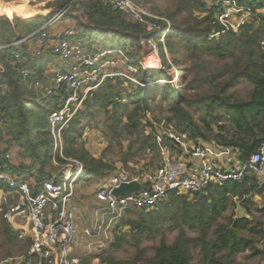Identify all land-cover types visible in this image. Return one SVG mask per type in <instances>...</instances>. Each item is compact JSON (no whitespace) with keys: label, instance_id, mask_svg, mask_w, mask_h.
I'll list each match as a JSON object with an SVG mask.
<instances>
[{"label":"trees","instance_id":"obj_1","mask_svg":"<svg viewBox=\"0 0 264 264\" xmlns=\"http://www.w3.org/2000/svg\"><path fill=\"white\" fill-rule=\"evenodd\" d=\"M234 1L240 6L258 10L253 20L238 33L226 32L209 40L213 31H220V27L209 20V15L185 26L175 21L173 15H167L172 23L165 36L170 64L160 47L161 67L139 70L137 79L143 86H137L126 95V103L121 99L117 101L111 89L119 84L111 83V79L98 88L91 98L92 104L104 110L109 121L107 128L114 135L119 138L124 134L136 135L140 149L147 148L156 153L157 145L152 142L149 134L138 128L142 125L151 126L145 118L146 114L151 113L153 104H159L169 113V125L191 140L214 141L220 145L237 147L243 158L257 149L264 140V0ZM100 4L102 3L95 2L82 7L88 16V24L93 27L85 28V32L91 36L93 29L100 31L99 42L108 43L110 48H120L122 44L139 47L142 40L153 36L144 34L140 24L130 23L122 14L112 12L105 5L107 10H104L103 4ZM191 8L204 7L197 0ZM40 26L39 20H11L8 9L0 10V46H9L22 40ZM161 30L160 35L164 33V25ZM14 48L0 51V59L7 58L12 51H18ZM25 51L24 45L23 52ZM199 54L208 59L223 61L224 64L215 73L204 74L207 63L200 60ZM189 62L192 64L191 68ZM6 64L5 73L0 75V87L6 86V92L0 94V135L9 137L10 143L31 160L32 167H38L35 180L37 186L32 190V195L37 194L40 184L50 178L48 169H53L54 164H67V158H75L81 163L82 176H101L109 168L105 161L94 159L84 149L76 154V150L72 148L76 137L81 135L80 131L75 137L67 130L62 131V141L69 144V147L61 151L55 148L47 121L48 114L53 110L48 107L50 99L38 101L35 98V101H30L28 96L31 94L21 85L17 72ZM171 66L177 70L175 83H169L172 75L166 73ZM224 74L226 77L221 78ZM239 83H247L253 87L246 100H232L227 94L231 87ZM201 87H206L207 91L203 92ZM130 106L131 111L118 118L119 110L126 111ZM76 126L75 120L71 121L72 131ZM229 130L233 131L230 136ZM3 187L4 184L0 182V189ZM257 188L256 180L245 175L239 183L212 185L192 198L171 195L167 201L152 210L138 211L139 220L120 224V227H129L135 246L145 232H152L160 226L172 228L176 235L170 244L162 237L149 257L143 256L142 250L138 249L132 263L194 264V252H198L200 256L199 264H235L237 255L245 252L253 257H262L256 244L262 238L263 223H252L246 217L237 215L230 216L227 222H219L230 206L235 209L233 199H241L245 195L252 197L259 192ZM251 199L244 200L241 207L248 206ZM246 212L250 211L246 209ZM260 212L264 213V206ZM248 213L246 214L249 215ZM252 224L258 225L257 232ZM245 231L259 235L247 237L243 234ZM189 232L195 236H190ZM126 242L124 234L117 235L109 248L119 250ZM101 262L119 264L111 257L102 258Z\"/></svg>","mask_w":264,"mask_h":264},{"label":"built area","instance_id":"obj_2","mask_svg":"<svg viewBox=\"0 0 264 264\" xmlns=\"http://www.w3.org/2000/svg\"><path fill=\"white\" fill-rule=\"evenodd\" d=\"M66 2L36 32L9 46H0V51L13 46L15 50L24 43H30L34 57L52 55L60 61L72 63L67 71L54 70L50 84L43 85L27 66L21 52L12 51L4 62L0 59V75L5 73L8 63L17 72L20 82L28 88L32 87L30 89L35 92L36 89L40 90V94L36 93L38 100L56 93L57 103L48 114L47 121L55 148L58 149H61L59 145L56 146L61 141L59 133L76 117L95 91L107 80L118 76L128 78L126 76L128 72L121 69L123 64L129 66L128 74L134 78L139 68L144 71L160 68L154 58V56L157 58V51L161 47L158 44L161 37L158 39L156 37L160 36L161 32L159 24L162 22L165 26L162 36L171 28L170 22L148 15L139 3L132 0ZM95 2H101L112 12L120 13L127 20L140 24L146 34H153L152 37L141 41V44L152 53L150 59L140 58L138 61L131 59V50L127 49L123 52L102 50L92 54L88 47L78 40L79 34L75 28H67L61 34L51 32L53 26L74 10L84 20L81 7ZM204 4L207 13L212 14L216 25L220 27V31H213L209 35V40L226 32L238 33L258 13V10L240 6L234 0H204ZM118 69L122 73H117ZM131 82L135 83V80L131 79ZM0 92L4 94L6 86H1ZM149 136L158 147L156 155L160 156V162L154 167L137 169L136 173L120 171L106 177L105 183L95 191L98 203L96 216L97 213L100 215L84 222L82 237L92 240L88 246L102 247V241L106 238L105 231H111L109 228L115 225L119 228L128 212L152 210L168 200L171 195L192 198L205 192L212 185L239 183L247 174L256 180L257 187L264 193V140L254 152L243 158L237 147L220 145L214 141L191 140L169 124L152 128ZM72 162L77 166L74 176L62 172L61 183L56 177L46 179L40 184L39 192L32 195V190L37 185H32L27 178L10 173L15 168L13 154L10 151L0 154V182L5 183L9 190V193L0 192V215L8 229L16 232L19 239L30 235L31 241L27 262H20V258L7 257L0 259V264H82L73 254L77 235L76 210L69 206V201L73 196V185L82 176L83 169L78 161ZM131 183L138 186L136 191L126 195L113 194V191L122 184ZM251 198L245 195L237 199V204L240 205L244 200ZM258 249L264 260V223ZM101 250L98 253H101ZM85 253L88 254L89 251Z\"/></svg>","mask_w":264,"mask_h":264},{"label":"rangeland","instance_id":"obj_3","mask_svg":"<svg viewBox=\"0 0 264 264\" xmlns=\"http://www.w3.org/2000/svg\"><path fill=\"white\" fill-rule=\"evenodd\" d=\"M132 1H134L137 4L139 3L142 6L143 10L148 15L162 18L168 22L170 21L167 15H173L175 21L182 23L184 26L192 25L195 23V21L202 19L203 17H206L209 15L210 16L209 20L212 21L213 23H217L214 17L212 16V14L207 13L204 0H198L204 7L203 9L202 8L192 9L191 8V5L197 0H132ZM130 23H133V22H130ZM159 25L163 26L164 24L160 22ZM161 32H159V35ZM96 34H99V33H96ZM165 36L166 35L164 36L160 35L156 37L157 39L161 37V40L158 42V44L161 46L162 50L165 53L167 63L170 64L169 55L167 54ZM86 37L87 36H84V38ZM86 42L89 45L91 44V47L90 46L88 47H89V51L92 54H93V51H95L93 49L98 48L99 50V48L102 46L101 49L105 48V50L103 51L120 50V52L121 51L123 52L125 49L127 50L131 49L132 51L130 52L131 53L130 56H132L133 57L132 59L136 61H138L140 58L150 59L152 55V53L149 52L146 49V47H144L141 44L142 42H140V45H139L140 48L137 46L136 47L135 46L125 47L124 44H122L123 46L121 48H114V49L113 48L111 49L109 47V44L106 43L104 45L103 43L97 41V39L95 41H92L91 43L88 39H86ZM157 53H158L157 58L155 56L154 58L155 60H157V64L161 67V59L159 57V50L157 51ZM123 55L126 56L125 53H123ZM199 58L204 63H207L203 71L204 74H209L210 72L215 73L217 70L221 69L224 64L223 61H216V60L208 59L205 55H202V54H199ZM45 59H47V61H50L51 65L52 64L55 65V63L59 62V60L55 56H52V55H50L49 57H45ZM66 65H67V62L64 63V67ZM188 65L190 68L192 67V64H190V62L188 63ZM128 67H129L128 65L123 64L121 66V69L123 72L129 73ZM139 69H138V72H139ZM48 70L51 71L52 68H49ZM122 71L118 69L116 72L122 73ZM128 73H126V76L128 78H123L122 76H118L116 78H113L111 82V83L119 84L118 86H112L113 89H111V91H113L114 95L117 98V101L118 99L119 100L121 99L123 103L127 102L126 95H129L131 91L134 90V88H136L137 86L142 85L137 79L138 73L135 76V78L132 77ZM166 73L168 75H172V81L169 83H175L177 81V70L174 66H171L170 69H167ZM224 77H226L225 74L221 78H224ZM125 79H127L128 81ZM131 79H134L135 83H132ZM160 84H165V82H160ZM21 85L27 90L29 94H31L28 96V99L30 101H35L36 93L40 94V90L36 89V92H35L34 90L30 89L32 87L28 88L22 82H21ZM252 88L253 87L250 84L239 83L231 87L227 94L231 97L232 100H237V101L246 100L248 99V96ZM200 89L203 92L207 91L206 87H201ZM96 92L97 90L95 91V93ZM45 99L46 100L50 99L51 102L48 104V107L54 109L57 103V99H58V97L56 96V93H53L50 97L45 98ZM41 100L44 101V99H41ZM87 101H89V103L85 102V104L81 108V111L77 113L76 117L71 120V121L75 120V123H77L78 125L76 126L75 130L72 131V129L70 128L71 121L68 124V126L64 130H62V131H66V130L69 131V133L70 134L72 133L74 137L77 135L78 131L81 132V135L79 137H76L77 139H75L72 144L73 145L72 148L76 150V154L77 152H81L82 149H84L85 151L89 153L90 156H93L94 158L102 159L103 161H105L107 165L109 166L108 169L104 170V172L106 173V176H108L110 173H114V172L116 173L120 171L126 172V173H136L137 169L141 170L143 168H148V166L154 167L158 165V163L160 162V156L156 155V153H154L152 150H149L147 148L140 149L139 141L136 140L137 139L136 135H132V134L125 135L124 134L120 138L114 135L107 128V126L109 125V121L105 117L104 110H102L101 108H98L97 105L92 104L93 102L92 99H88ZM111 108L112 106L108 107V109H111ZM131 109H132V106H130L126 111L119 110L120 112L118 113V118H122L123 116H125L128 112L131 111ZM78 114L80 115L78 116ZM168 116H169V113L167 112L166 108L163 105L153 104V106L151 107V113L146 114V117H145L146 120L149 123H151V126L144 127L142 125V126H139L138 129L143 131L145 134H149L150 130L154 127H157L158 125L171 124V123H168ZM62 131L59 133V137L61 141L60 142L57 141L59 144L57 143L56 145V146L58 145L60 146L61 148L60 151L64 148L69 147V144H66V143L64 144L62 141V136H61ZM232 132H233L232 130H229V136L230 134H232ZM59 137L56 133V138H58V140H59ZM72 160L77 161V159L75 158L74 159L67 158L66 159L67 164L63 165V167H61L59 171L61 172L66 169L74 170V168H76L77 166L74 162H72ZM106 176H98V177H92V178L88 177L92 181L89 184H86V182L81 181V180H80L81 182L78 183V180H77V182L74 183V186H75L74 191L76 190V192L80 193L81 195H85L86 197H89V195H91L93 191L94 186L97 187L98 185H100V183L102 184L106 181ZM82 178L85 179V176H83ZM80 183H83V184L80 185ZM259 196H260L259 200L261 201L260 205H264L263 191L261 192ZM86 197H83V199H85ZM233 201L235 204V209L230 206L227 209V211H225L222 218H220L219 222H227L230 216L237 215L235 211L237 210V207H241L242 204L240 205L237 204V199H233ZM255 207L257 206L254 202H250V201L248 202V206L245 207L246 209L250 211L249 213L246 212L249 214L247 216V219L252 221V223L257 222V221L264 223V213L257 212L255 210L256 209ZM88 208L89 209L87 211L89 212L88 214L86 213V216L84 217L83 225H84V222H86L85 219L89 221L94 219V217L91 218L92 217L91 215L90 217H88V215L91 212L92 207H88ZM245 208H243L244 211H246ZM137 212L138 211L136 210H132L128 212L125 215L126 216L125 221L128 222L131 220H134V221L139 220V216ZM243 212H239V214L241 215V213ZM241 217H244V216H241ZM20 225L22 226V223ZM252 225L255 227V231L257 232L259 230L258 225L256 224H252ZM78 229L79 231H81V227H78ZM109 229H112V230L109 232L107 230L104 233V237H106L105 238L106 241L105 240L102 241V247H97V248L94 246H88L89 241H92L91 239H87L84 237L83 240H80L79 231H78L76 235V245L73 251L74 257L81 260L82 264H96V263L101 264L102 258H109V257H111L112 259H114L116 262H119V263H132V261L134 260L136 256V253L139 252L138 249L142 250V252L144 253L143 256L149 257L152 255L153 249L159 244L162 237L166 240L168 244H170L173 242L175 235H176V232H174L172 228L168 226H160L159 228L153 230L152 232H150V230L145 232L140 242L137 244V246H135L133 244L134 240H131V235L129 234L130 229L128 226H124V227L119 226V228H117V226L115 225L114 227H110ZM123 234L125 235L127 239V242L123 245V247L119 250L110 249L109 247L114 241L115 236L123 235ZM188 234L190 236H195V234L192 232H189ZM243 234L246 235L247 237L249 236L255 237L256 234L257 236L259 235L258 233L255 234V232L250 234L247 231L243 232ZM17 235L18 234L16 232L10 231L8 229V225L3 221L0 215V259L7 258V257H12V258L14 257V258H20V262L26 261L28 257L30 245H31L30 238H28L29 235L23 236L22 239H19ZM77 242L79 243L77 244ZM256 245L257 246L259 245L258 242ZM87 248L89 251L88 254L87 253L82 254L80 252L82 251V249L86 250ZM99 250H101V253H98ZM262 261H263V257H258V256L253 257V256H250V254H248L247 252H245V253L237 255L235 264H261ZM199 262H200V256L198 252H194L193 253V263L199 264ZM102 264H105V263H102Z\"/></svg>","mask_w":264,"mask_h":264},{"label":"crops","instance_id":"obj_4","mask_svg":"<svg viewBox=\"0 0 264 264\" xmlns=\"http://www.w3.org/2000/svg\"><path fill=\"white\" fill-rule=\"evenodd\" d=\"M66 1L67 0H0V10L3 11V10L8 9V12L10 13L12 20H13V18H17L21 21L23 20V21H30V22L35 21V20H39V22H41V26H42L45 22L48 21L49 17H51L56 11H58L60 8H62L67 3ZM100 5H102V4H100ZM102 7L104 8V10H107L104 5H102ZM81 9H82V7H81ZM79 16L80 15L75 13V10L72 11L70 15L63 17V19L61 21H59L55 26H53L51 28V32L55 33V34H61L67 28H75L79 34L78 40H80V42L84 43L87 47L88 46L91 47V44L89 45L86 42V39H88L90 41V43L92 41H95L96 38H98V41H99L100 31L93 29L92 35L90 36V34L88 32H85V28H87V29L93 28L91 26V24H88L89 21H88L87 14H85V12H84V17H85L84 20H82ZM96 33H99V34H96ZM80 36H81V38H80ZM84 36H87V37L84 38ZM24 45L26 46L25 53L23 52V46ZM124 46L128 47L126 44H124ZM101 47L99 48V50H98V48L93 49V50H95V51H93V53H98L102 50H105V48L101 49ZM88 49H89V47H88ZM15 50H18L19 52H21L23 54L24 58L27 61L28 67H30L31 71L33 73H35V77L37 79L41 80L43 82V84H45V85L50 84V81L53 77V71L54 70L57 71L59 69V71H67L68 68L70 67V65L72 64L71 62H67V65L64 67L65 62L59 60V62L55 63V65L54 64L51 65V62L47 61V59H45V57H49V56L34 57L33 52H32L33 49L31 47L30 43H24L23 45L16 47ZM6 57L8 58V56H6ZM5 60H6V58L3 59L2 61L4 62ZM49 68H52V70L49 71L48 70ZM259 138L260 137L258 136V139ZM197 141L202 142L200 140H197ZM5 151H10L14 156L15 168H14V170L10 171V173L14 174L15 176H18V177L22 176L24 178H27L31 181L32 185H36L35 180H36V177L38 175V167L35 165H34V167H32L31 160L27 156H25L21 150L16 148L13 145V143H10L9 137L2 134V135H0V154H3V152H5ZM91 157H93V156H91ZM94 159H97V158H94ZM61 167H63V165L58 166V165L54 164L53 169H50V170L48 169V172L50 173V178L56 177L57 181L61 183V182H63L62 172H65V174H71L72 176H74L76 174V171H77L76 168H74V170L66 169V170L60 172L59 169ZM101 176H106V173L104 172ZM248 176H251V175H248ZM82 177L83 176H81L77 179L78 183L81 181L86 182V184H89L92 182L90 179V178H92V176H85V179H83ZM88 177H90V178H88ZM77 180L75 182H77ZM104 183H102V184H104ZM3 184H4V187L2 189H0V192L9 193V190L7 189L6 184L5 183H3ZM81 184H83V183H80V185ZM102 184L100 183V185H98L97 187L94 186L93 191H92L91 195H89V197H86L85 195H81L80 193L76 192V190L74 191L75 186L73 185V196L71 197V199L69 201V206L71 208L74 207L76 210L77 233L79 231L78 227H81V231H79L80 240L84 239L82 237L83 229L85 226V223L83 225V221H84V217L86 216V213L88 214V212H89V211H87L89 209L88 207H92L91 212L88 215V217H90V215H91L92 216L91 218H93V217H97L100 215V213H97V216H96V209H97L98 203L95 199V191ZM257 189L259 192L252 196L253 199H251V202H254L256 204L257 207H255L256 208L255 210L257 212H260L264 205H260L261 201L259 200V198H260L259 195L261 194L262 191L259 188H257ZM83 197H86V198L83 199ZM243 211H244L243 207H237V210H236L237 216H244L247 218L248 215L246 214V211H244L245 213ZM239 212H243V213H241V215H240ZM85 220L89 221L87 219H85ZM28 238H30V235ZM78 243L79 242H77V244ZM87 250L88 249H86V250L82 249V251H80V252L82 254H84ZM261 264H264V260L262 261Z\"/></svg>","mask_w":264,"mask_h":264},{"label":"water","instance_id":"obj_5","mask_svg":"<svg viewBox=\"0 0 264 264\" xmlns=\"http://www.w3.org/2000/svg\"><path fill=\"white\" fill-rule=\"evenodd\" d=\"M138 189V186L134 183L131 184H122L118 189L113 191L115 196L126 195L132 193Z\"/></svg>","mask_w":264,"mask_h":264}]
</instances>
